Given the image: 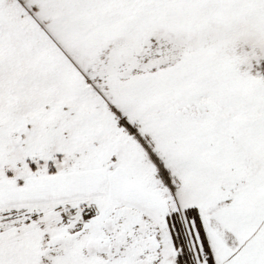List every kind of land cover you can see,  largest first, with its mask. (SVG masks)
Returning <instances> with one entry per match:
<instances>
[{
	"label": "snow or ice",
	"instance_id": "obj_1",
	"mask_svg": "<svg viewBox=\"0 0 264 264\" xmlns=\"http://www.w3.org/2000/svg\"><path fill=\"white\" fill-rule=\"evenodd\" d=\"M0 264H264V0H0Z\"/></svg>",
	"mask_w": 264,
	"mask_h": 264
}]
</instances>
